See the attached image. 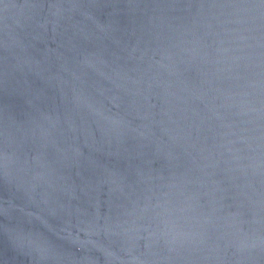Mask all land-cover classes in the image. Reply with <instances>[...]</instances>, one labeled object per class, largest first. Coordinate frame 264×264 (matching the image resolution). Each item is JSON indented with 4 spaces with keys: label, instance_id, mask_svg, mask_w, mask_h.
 I'll return each mask as SVG.
<instances>
[{
    "label": "water",
    "instance_id": "obj_1",
    "mask_svg": "<svg viewBox=\"0 0 264 264\" xmlns=\"http://www.w3.org/2000/svg\"><path fill=\"white\" fill-rule=\"evenodd\" d=\"M0 264H264V0H0Z\"/></svg>",
    "mask_w": 264,
    "mask_h": 264
}]
</instances>
